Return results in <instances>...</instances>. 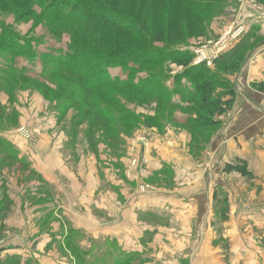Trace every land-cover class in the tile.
I'll list each match as a JSON object with an SVG mask.
<instances>
[{
  "label": "rangeland",
  "instance_id": "rangeland-1",
  "mask_svg": "<svg viewBox=\"0 0 264 264\" xmlns=\"http://www.w3.org/2000/svg\"><path fill=\"white\" fill-rule=\"evenodd\" d=\"M253 13L264 19V0H0V41L11 39L8 36L17 38L22 48L20 55L16 50L0 52V131L16 127L13 130L21 137L18 134L21 129H36L39 131L36 139H24L34 145L42 136L43 124L56 120L64 137L63 154L104 159L108 166L113 160L121 159V164L127 163L121 168L122 176L127 180L137 179V194L144 195L140 198L150 197L152 202L150 214L137 213L138 223H150L154 229L158 225L171 226L170 220L174 221L176 216L159 212L158 198L151 195L164 185L174 186L173 179L160 171L149 170L148 174L145 169L158 153L152 150L153 142L177 146L182 136L188 151L204 161L206 173L214 175L220 168L225 173L223 161L209 164L207 148L216 132L223 133L236 119L237 112L232 109L237 95L234 81L252 77L253 59L264 48L259 27L247 22ZM236 25L243 27L242 34L210 66L194 65V50L202 47L211 50L210 46L227 36ZM121 30L124 32L119 34ZM136 38L141 40H133ZM125 47H129L131 56H123V65H112L113 60L117 63L120 59L117 54L113 59L114 53L121 54ZM66 48L70 49L69 56L64 53ZM155 59L160 61L153 63ZM95 60L106 61L99 65L107 72L104 81L126 83L116 84L117 88L88 91L84 83L97 73L91 65ZM201 81H211L210 93L223 100L229 97V94L225 96L228 91L234 93L231 107L212 115L219 123L216 127L192 125L191 121L199 122L209 114L185 98L180 97L179 101L176 98L180 90L188 93L190 86L189 92L194 93ZM124 85H132L134 89L119 88ZM252 86L256 89V85ZM35 99L36 112H33ZM26 114L30 115L32 126H18L19 117ZM138 135L151 136L152 143L144 159L130 157ZM234 162L229 165L238 164ZM246 168L249 175L243 178L250 180L252 172ZM133 169L140 173L133 175ZM142 187H147V192H142ZM261 200H238V212L245 214L243 218L248 217L254 208H264L258 204ZM208 217L212 230L206 232L201 223L194 231V244L167 262L150 261L148 255L138 253L134 254L138 255L135 260L132 256L124 262V255L118 254V247L111 242L102 245L101 241L92 240L91 235L66 229L57 231L64 239L51 240L46 249L38 247L37 241H30L36 261L22 263L0 258V264H194L204 247L210 249L212 261L218 264H230L237 256L244 255L239 248L233 250L225 228L230 218L229 198L218 186L214 188L209 213L202 216L206 223ZM245 227L240 228V234ZM208 231L213 237L209 242ZM248 232L250 239L243 251L250 253L251 264H264V238L256 228H249ZM152 236L154 240L155 234ZM86 238L93 244L89 258L84 257L80 247ZM158 253L159 247H153L151 254Z\"/></svg>",
  "mask_w": 264,
  "mask_h": 264
},
{
  "label": "crops",
  "instance_id": "crops-1",
  "mask_svg": "<svg viewBox=\"0 0 264 264\" xmlns=\"http://www.w3.org/2000/svg\"><path fill=\"white\" fill-rule=\"evenodd\" d=\"M247 22L259 27L264 36L261 16L253 13ZM254 58L252 77L234 81L237 95L232 109L237 112L236 119L223 133L217 135V131L207 148L209 164L216 160L223 161L225 166L233 161L245 163L252 172L250 180L236 172L221 173L222 168L214 175L206 173L204 161L188 151L182 136L177 146L153 142L152 150L158 153L145 169L148 174L149 170L160 171L173 179L174 186L164 185L151 195L158 198L159 212L176 216L174 221L170 220L171 226L158 225L154 229L150 223H138L137 213L150 214L153 206L150 197L140 198L144 195L137 194V179L122 176L121 168L127 163L121 164L119 159L108 166L104 159L63 154L64 137L56 120L43 124L42 136L34 145L19 137L13 130L16 127L0 131V258L34 262L36 254L30 249L31 242L37 241L38 247L46 249L51 240L64 239L57 231L69 229L91 235L92 240L101 241L98 243L102 245L111 242L118 247V254L124 255V262L132 256L135 260L138 257L135 253L148 255L150 261L167 262L194 244V231L201 223L206 232L212 230L209 217L206 223L202 216L209 213L212 194L218 186L229 198L230 218L225 228L233 250L239 248L244 252L230 264H251L252 257L243 247L250 239L249 228L258 229L264 238V208L256 207L243 218L245 214L238 212L237 203L261 198L263 202L258 204L264 206V48ZM176 98L180 100L178 94ZM32 110L36 112V99L32 101ZM29 118L28 114L20 116L18 126L31 127ZM101 148L100 153L104 149ZM137 156L146 158L141 144L136 145L130 157L138 159ZM132 173L138 175L140 171L133 169ZM243 226L245 231L240 234ZM208 235L207 242L212 241L209 231ZM149 236L152 238L147 240ZM88 240L80 244L86 258L93 247ZM153 247H159L160 253L153 256ZM211 254L204 247L194 264H218L212 261Z\"/></svg>",
  "mask_w": 264,
  "mask_h": 264
},
{
  "label": "trees",
  "instance_id": "trees-1",
  "mask_svg": "<svg viewBox=\"0 0 264 264\" xmlns=\"http://www.w3.org/2000/svg\"><path fill=\"white\" fill-rule=\"evenodd\" d=\"M107 20L110 21V19H107ZM105 23H110V22L106 21ZM123 32L124 31L121 30L119 32V34H122ZM8 38H11V39H5V38L1 39V41H0V52H3V50H8L9 52H11L12 50H16L17 55L22 54V52H21L22 48L20 45H18V39L17 38L13 39L12 37H9V36H8ZM139 38H136L133 40H138L137 42H139L141 40ZM143 39L145 40L146 37H144ZM133 43L136 44L135 41ZM69 50L70 49H68V48H66V50H64V53H66L67 56H69V53H70ZM241 51L243 52V49ZM129 52H130L129 47H125L124 49H122L121 54L114 53L113 59L116 58V54L119 56L118 58H120V59H119V62H117V63H116V60H113L112 65L113 64L123 65V62H124L122 60L123 56H125V55L131 56V54H129ZM238 53L241 54V52H238ZM74 57H75V55H74ZM191 58L192 57L190 56V59ZM0 60H1L0 62H2L1 58H0ZM102 61H105V60H95L94 62L91 63L93 68L94 67L96 68L97 73L92 74L89 77L90 79H87V82L84 83V86L88 91L97 90V89L103 88V87L117 88L116 84L126 83V82L115 81V80L114 81H112V80L111 81H104L105 80L104 78L107 75V72L105 69L102 70L99 67V65ZM159 61H160V59H155V60H153V63H157ZM62 63L58 62V64L63 66L64 64H62ZM75 63H77V61H75ZM109 65H111V64H109ZM85 66L87 67L88 70H90V68L88 67V64H86ZM68 68L70 70L72 69L70 67H68ZM73 69H77V68L74 67ZM88 70H84V71H88ZM80 72H83V71H80ZM86 74H88V73L86 72ZM27 80L32 82L31 79H27ZM210 84H211V81H201V82L197 83V85L193 89V90H195L194 93L189 92V89H191V86L188 89V93L185 91V89L183 91L180 90L178 93V95L180 97H182L183 99L185 98L186 101H188L191 105H199V107H201V109L204 110L207 114H209V115L211 114L210 116L208 115V117H204L203 119L197 117L198 120L201 119V121H199V122L191 121V124L193 123L192 125H194V126H198V124L200 126V124H202L201 126H205V127H216L219 123H218V121H216L213 118L212 115L214 113H221L224 111V108L229 109L232 105V97L234 95V93H232V91H228V93H226L225 96H227V94H229L228 95L229 97L226 98L225 100H223L222 97H216L210 93V91H209L210 90ZM132 87H133L132 85L131 86L124 85L123 87H119V88H123V89L129 88L130 90H132V89H134ZM161 94H162V92H161ZM197 118H195V119H197ZM200 122H202V123H200ZM224 172L225 173L236 172V173L240 174L242 177H246L249 175V172H248L245 164H243V163H238L236 165H226L224 168Z\"/></svg>",
  "mask_w": 264,
  "mask_h": 264
},
{
  "label": "built area",
  "instance_id": "built-area-1",
  "mask_svg": "<svg viewBox=\"0 0 264 264\" xmlns=\"http://www.w3.org/2000/svg\"><path fill=\"white\" fill-rule=\"evenodd\" d=\"M243 32V27L235 26L234 29H231L227 36L222 37L217 43L209 47H202L200 49L194 50L193 52L196 55V59L194 62V65L199 66V65H205V66H210L223 52V49H225L227 46H229V43L231 41L236 40ZM23 139L27 141H31L36 139V136L39 135V131L34 129L32 131H26L25 129H21L18 133ZM136 144H141L144 155L147 154V152L150 149L152 140L151 136L149 135H138L135 139ZM134 165V164H133ZM148 188L147 187H142L141 191L142 192H147Z\"/></svg>",
  "mask_w": 264,
  "mask_h": 264
}]
</instances>
